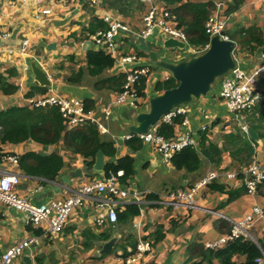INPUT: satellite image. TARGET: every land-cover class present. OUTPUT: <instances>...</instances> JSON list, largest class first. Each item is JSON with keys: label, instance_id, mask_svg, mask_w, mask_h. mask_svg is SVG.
Returning a JSON list of instances; mask_svg holds the SVG:
<instances>
[{"label": "crops", "instance_id": "crops-1", "mask_svg": "<svg viewBox=\"0 0 264 264\" xmlns=\"http://www.w3.org/2000/svg\"><path fill=\"white\" fill-rule=\"evenodd\" d=\"M185 1L207 2L209 0ZM210 1L214 4V8L218 1H221L223 5L220 13L229 18L225 32L236 33L252 27L264 31L263 3L257 0H244L237 10L227 13L230 0ZM142 2L144 5L140 12L122 17L116 11L109 10L102 4V0H42L39 5H35L31 0H0L2 19L0 72L15 69L16 76L10 82L18 89L12 96H4L0 93V111L10 107H25V101L28 99L38 100L45 95H52L67 100L76 109L81 107L84 113L91 112L92 118L107 129V133L99 134L101 140L114 143L116 155L111 161L114 162L125 155H130L134 159V176L125 184H121L117 178L116 185L127 192H137L140 198L136 203L114 200L111 204L114 210L123 209V206L129 204H134L140 209L139 215L131 221L117 225V219L114 224H109L107 221L99 223L97 216L100 211L91 207L88 201H84L74 209L67 218L65 226L56 236L47 234L44 224L30 225L24 213L0 204V256L20 239L32 238L38 242L9 264H24V259H29L31 264H114L117 257L129 255L134 251L135 245L132 249V244H136L138 239L148 235L151 237L149 240L151 246L142 260L143 264H184L189 258L200 261L201 258L195 255L196 247L194 246H204L206 243L215 242L231 230L230 222L217 218L207 211H216L235 223H241L250 216L249 232L264 253V218L253 214L255 208L264 213V185L255 194L245 192L233 200L228 196L229 191L242 189L241 174L252 162L264 171L263 139L258 137L256 142L247 137L253 150L250 162L243 160L248 163H240L239 158L224 151L218 166H214L200 155L201 163L196 172L187 173L185 170H176L171 166L170 161L164 162L163 155L153 143L143 142V149L136 152H131L125 146L127 141L125 137L132 135L128 129L133 124L134 116L145 112L148 100L158 95L154 91L156 83L170 79L171 75L155 67L148 60L146 53L141 51L145 55L136 54L139 57L138 64L148 65L150 71L143 78L145 79V97L140 96L135 107L129 102L116 105L114 102L119 94L106 88H95V84L103 79L118 74L125 75V68L119 64L118 59L126 54L138 53L140 50L136 39L115 40L112 48L94 46L82 30L88 26L92 18L96 17L103 21L107 17L123 21L131 27L132 31L140 32L143 27V17L148 11L161 13L169 8L159 0H142ZM46 8L51 10V14L41 15V10ZM80 34L87 39H81ZM70 35L75 37L71 38ZM150 37L153 38V43H148V47L156 51L160 59L167 63L174 64L188 60L192 54L187 48L174 49L176 52H170L173 49L164 50L162 43L167 39L159 36L158 31ZM51 44L55 45L54 48L48 49V45ZM89 50L103 51L110 55L114 61L113 66L104 70L98 77L89 76L86 67V53ZM233 57L236 66L250 75L255 69L264 65V48L247 51L235 43ZM32 62L46 74L51 87L46 88L44 93L34 91L32 96L28 97L35 89L34 87H37L32 81L30 71ZM79 69L82 70L81 81L77 84L70 83L68 77ZM224 78H227V75L213 85L206 96L185 105L186 113L183 115L182 123L175 126L174 136L167 140L191 139L194 143L193 148L200 153V133H205L212 144L222 148L223 135L236 131L240 126V123L228 118L230 114L220 97ZM255 81L256 87L263 92L260 101L256 104L259 105L264 102V70L255 76ZM84 100L92 101V109L87 112L84 111ZM107 105H111L112 115L104 120L100 109ZM27 152L40 155L57 153L62 158L63 165L54 182L27 176L18 169V162L17 166H14L3 157L5 155L19 156ZM106 160L107 158L104 157V163ZM88 162L83 157L65 150L62 141L50 146H42L32 141L16 145H0V174L3 171L17 174L19 177L17 194L36 205L50 200H64L69 189H75L88 182L105 183L107 178L104 174L97 173L93 164L88 165ZM163 165L166 168L161 170L160 176L167 177L171 174L174 179H180L175 190L191 191L199 180L209 173L219 175L235 173V176L214 181L223 186V192L210 191L206 186L197 188L194 193L195 208L173 209L149 203L151 199L146 198L148 194L159 198L165 192L171 191L167 188V179L162 180L159 177L152 179L158 183V188L147 184L144 179L145 174L154 175L156 169L164 168ZM96 196L103 199L108 197L107 192ZM158 234L162 236L155 241V236ZM105 235L106 238L103 237ZM109 241L114 244L110 253L101 254L102 245ZM128 242L131 244L129 245ZM190 245L193 246L188 248ZM196 250L198 251L197 248ZM232 261L235 264H246L244 256L234 255ZM202 264H219V262L213 260L211 263L205 261Z\"/></svg>", "mask_w": 264, "mask_h": 264}, {"label": "trees", "instance_id": "trees-1", "mask_svg": "<svg viewBox=\"0 0 264 264\" xmlns=\"http://www.w3.org/2000/svg\"><path fill=\"white\" fill-rule=\"evenodd\" d=\"M167 7V12L173 18L175 27L182 30L188 45L195 50H203L208 45L209 37L205 33L204 25L208 17L214 11L212 1L207 2H190L185 0H159ZM244 0H230V6L227 13H232L239 8ZM109 10L116 11L122 17L132 16L136 12H140L143 8L142 0H102ZM106 24L96 17L92 18L86 28L82 31L86 36L94 34L98 30H105ZM83 34H80L81 39H87ZM74 38L75 35H70ZM226 37L234 41L241 49L254 51L257 48H264V31L260 28L252 27L247 30H242L236 33L226 32ZM89 39V38H88ZM139 56L145 54L141 51L135 53ZM71 59V58H70ZM113 59L110 55L103 51H87L86 67L89 76L98 77L104 70L113 66ZM16 76L15 69H8L0 72V93L4 96H12L17 92V86L12 84L10 80ZM82 79V70L72 72L68 77V81L72 84H77ZM143 78L135 86V91L138 97H145V83ZM126 82V75L118 74L109 78L103 79L95 84L96 89L106 88L116 94H120ZM176 82L170 78L166 81L157 82L154 86V91L158 94L167 89L174 88ZM28 97L32 96L33 92L44 93L46 88L34 87ZM140 97V98H141ZM84 111L92 109V101L84 100ZM242 122L258 134L260 139L264 140V102L259 105H254L248 111H242ZM230 120L236 122L231 115ZM184 119L183 115L176 116L172 123L161 124L157 127L158 134L166 139L174 136L175 126L180 125ZM238 123V122H236ZM100 133L95 124L86 122L72 128H68L61 117L59 109L55 105H47L45 107L30 108V107H10L0 111V145L10 144L16 145L26 141H32L42 146L56 145L60 141L63 142L64 149L77 154L88 160V165H92L96 153L102 151L104 157L107 158L104 168V177L116 175L118 171L122 172L119 176L121 184H125L130 180L135 173L134 159L130 155H125L117 158L114 162L111 161L116 155L114 143L103 141L100 138ZM200 147L196 151L193 147L187 146L176 152L170 158L171 166L176 170H185L187 173H194L200 167V155H203L211 164L218 166L222 160V153L225 151L229 155H235L239 158L240 163H248L251 160L253 150L247 136L241 132L240 126L236 131L224 134V144L222 148L212 144L205 133H200ZM125 146L131 151L136 152L143 149V142L137 137H132L125 142ZM243 156V157H240ZM18 169L27 176L44 179L54 182L62 168V158L57 154L40 155L33 152H27L16 156ZM247 160L248 162H244ZM248 165V164H247ZM216 181V180H215ZM264 185V181L258 186L257 191ZM206 187L210 191L223 192V186L216 182H211ZM247 190L242 187L238 191H229L228 196L231 200L239 197ZM147 199L157 200L158 197L153 194H148ZM139 207L134 204L123 206V209H117V224L128 223L133 218L139 215ZM39 233V232H36ZM161 234L155 236V241L161 238ZM103 237H107L106 235ZM145 240H151L148 235ZM153 240V239H152ZM154 243V240H153ZM130 245L131 243L128 242ZM134 245L131 248L134 249ZM193 245H190L191 248ZM198 251L196 250V248ZM195 252L200 261H193L189 258L184 264H202V262L211 263L213 260H218L219 264H235L232 261L234 255L244 256L246 264H254L255 258L261 255L260 250L248 240L238 239L217 251H210L201 245H195ZM194 253V252H193ZM127 256V255H125ZM196 258V257H195ZM39 264V263H38Z\"/></svg>", "mask_w": 264, "mask_h": 264}, {"label": "built area", "instance_id": "built-area-1", "mask_svg": "<svg viewBox=\"0 0 264 264\" xmlns=\"http://www.w3.org/2000/svg\"><path fill=\"white\" fill-rule=\"evenodd\" d=\"M31 1L35 5H39L42 0ZM257 1L264 4V0ZM222 7L223 5L221 1L216 2L213 13L208 17L204 25L205 33L208 35L209 39L213 35L225 31L228 25L229 18L220 13ZM50 14L51 10L48 8L41 10V15L43 16H48ZM103 22L106 24L107 28L105 30H98L89 36V39L94 46L112 48L115 40L125 39L130 41L135 40L137 37L146 38L152 36L155 31H158L159 36L162 38H171L183 42L186 44V48L189 49L191 53H194V50L188 45L182 30L175 27L173 18L169 15L167 10H164L161 13H155L153 10L148 11L143 17V27L140 32L132 31L131 27L123 21L112 20L105 17ZM1 23L2 19L0 15V24ZM0 37H2L1 32ZM138 60L139 57L136 54H126L118 59L119 64L125 68L126 82L114 104L117 105L129 102L135 107L136 102L140 99L135 91V86L138 85L141 78H144L149 74L150 69L146 64L139 65ZM263 70L264 65H261L248 75L241 68L236 66L234 70L227 74V78H224L221 84L220 97L226 105V110L232 117H234L236 122L240 123L241 132L247 137L248 127L242 122L243 117L241 112L250 110L260 101L263 92L256 87L255 76ZM25 104L26 107L30 108L55 105L58 107L61 117L68 128L90 122L96 125L99 133H107V129L103 124L92 118L91 112L84 113L81 107L76 109L70 102L59 97L45 95L38 100L28 99L25 101ZM100 110L103 113L104 120H107L112 115L111 105L102 107ZM185 113V105L177 106L167 114L161 116L157 124L151 127L145 134H132L125 137V139L129 140L132 137H137L142 142L153 143L163 155L164 162L168 163L174 153L179 152L187 146L194 147V143L191 139L167 140L158 134L157 127L161 124L170 125L176 116L185 115ZM5 156H3L4 160H8L11 164L17 166L16 156ZM121 175L122 172L119 171L116 175H110L104 181L105 183L93 181L85 183L75 189H69V191H67L68 195L64 200H50L44 204L36 205L17 194L16 188L19 184L18 175L11 171H3L0 174V204L24 213L30 225L44 224L46 226L47 234H50L51 236H56L63 229L67 222V218L71 215L74 209L78 208L84 201H88L91 207H95L96 210L100 211V214L97 216L99 223L107 221L109 224H114L117 219L116 212L111 206V204L114 203V200H127L128 203H136L140 200L137 192H127L116 185V180ZM241 175L243 187L247 190V193L250 194H255L258 186L264 181V171L260 170V168L253 162L242 172ZM233 176H235V173H224L221 175L209 173L201 178L196 187L191 191H167L157 200H151L148 202L173 209L178 207L193 209L195 208L194 193L197 188L205 187L217 179H223L225 177L232 178ZM103 192H107V198L103 199L96 196ZM103 211L104 214H102ZM207 212L231 223V230L226 236L220 237L215 242H209L204 245L207 250L217 251L238 239L248 240L258 247L257 242L249 232L250 216L241 223H235L216 211ZM253 214L264 218L263 211L258 208L253 209ZM37 244L38 242L32 238H23L16 241L3 255L0 256V264H9ZM150 246V241L145 240L144 238L138 239L134 251L127 256L117 257L114 264H143L142 260L145 254L150 251ZM258 249L260 250L261 255L255 258L253 263L264 264V253L260 247H258Z\"/></svg>", "mask_w": 264, "mask_h": 264}, {"label": "water", "instance_id": "water-1", "mask_svg": "<svg viewBox=\"0 0 264 264\" xmlns=\"http://www.w3.org/2000/svg\"><path fill=\"white\" fill-rule=\"evenodd\" d=\"M137 47L146 53L148 60L155 67L167 71L176 82V86L163 91L148 100L147 110L134 116L133 124L129 126V133L133 135H143L151 127L155 126L161 116L180 105H188L199 98L204 97L210 91L215 81L227 75L236 68V61L233 57L235 43L226 37V32L213 35L208 42L207 48L199 55L178 63H167L160 59L156 51L148 47V43H153V38H136ZM54 44L48 45V49H53ZM164 50L186 49V44L174 39L163 41ZM33 84L41 88H50L51 83L46 74L36 66L34 62L30 64ZM250 140L258 141V135L251 128H247ZM94 170L99 174H104V154L98 151L93 163ZM113 242L109 241L102 245L101 254L110 253ZM24 264H31L29 259L23 260Z\"/></svg>", "mask_w": 264, "mask_h": 264}, {"label": "rangeland", "instance_id": "rangeland-1", "mask_svg": "<svg viewBox=\"0 0 264 264\" xmlns=\"http://www.w3.org/2000/svg\"><path fill=\"white\" fill-rule=\"evenodd\" d=\"M193 50H194V53H192L190 56H197V55L201 54L204 51V49L201 50V51H199L198 49L197 50L193 49ZM170 52H176V50L173 49V51H170ZM190 56H189V58H190ZM220 81H221V78L218 79V80H216L215 83H214V85H216V83H218ZM163 167H164V165H163ZM165 168H166V166L164 168H161V169H156V173L154 175L145 174L144 175L145 182L147 184L153 185L155 188H158V186H159L158 183L157 182H154L152 179H154L156 177H159L162 180L167 179V188L169 190H171V191L172 190H175L177 188V186H178L177 182L179 183L180 182V179L179 180L177 178L174 179L171 174H168L167 177L160 176L161 170L162 169H165Z\"/></svg>", "mask_w": 264, "mask_h": 264}]
</instances>
